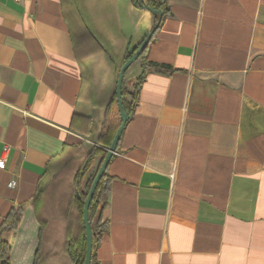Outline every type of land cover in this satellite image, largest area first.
Returning <instances> with one entry per match:
<instances>
[{"label":"crops","instance_id":"obj_1","mask_svg":"<svg viewBox=\"0 0 264 264\" xmlns=\"http://www.w3.org/2000/svg\"><path fill=\"white\" fill-rule=\"evenodd\" d=\"M167 5L90 264H264V0ZM153 21L131 0H0V225L22 207L2 234L10 264H33L41 229L40 264H72L74 177L111 142L117 66ZM140 73L137 59L128 89Z\"/></svg>","mask_w":264,"mask_h":264},{"label":"trees","instance_id":"obj_2","mask_svg":"<svg viewBox=\"0 0 264 264\" xmlns=\"http://www.w3.org/2000/svg\"><path fill=\"white\" fill-rule=\"evenodd\" d=\"M131 1L136 7H139L142 9L151 8L155 10H160L162 12V17L165 16L168 12L167 0H142L141 4H139L138 0H131ZM153 20H154L153 27L151 28V30H153L154 28L156 29L158 28L159 24L161 23L162 18L158 22V17L153 15ZM137 47H135L131 52H129L126 55L125 60L117 66V69H116L117 76H118V71L121 65L133 55ZM145 49L140 53L138 57V59L141 62V73L136 78L134 84L132 85V91L129 92L126 89L124 80L122 84V89H121L122 106H123V110L129 113V115L132 114L134 110L135 104L137 102L138 86L140 85L144 77V74H145V54H144ZM110 105L112 109L116 110V112L119 114L118 107H117V101H116V92L114 93L111 99ZM109 116H110V110L107 111L105 123L108 122ZM119 124H120V117L118 116V120L116 124L114 125V130H113L114 134ZM110 143L108 144V146L110 145ZM96 155H100L101 161H102V159L106 155V150H102L98 147H94L90 152H88L82 164L78 168L75 174V177H74V181H73V192H74L73 204L77 212L79 233L76 237H73L71 235L67 236V238L65 239L64 247H63L64 252L69 256L72 264H83L84 263L85 250H86V239H85V229H84L83 222H82L83 202H84V199L86 198L87 192L90 188L91 182L95 174H93L88 179L83 191L81 190L80 186H81V181L84 175L86 174V172L88 171L91 165L93 157ZM106 183H107V174L105 172L102 178L100 179V182L97 185V188L94 192V195L92 197V200L88 208V219L91 225V232H92V242H93L92 248L106 227V223L102 222V219H101L102 209L106 201L105 200V195L107 191ZM39 192L40 190H37V193L33 197L32 203L36 201V199L39 197ZM19 207H20V210L13 208L0 225V264H10L9 263V247L7 243L2 239V234L6 231L14 229L18 225L20 221V217H21V211H22V207L21 206ZM41 240H42V229L39 230V233H38V248L36 249V252L34 254L33 264H40V258H41V253H42V250L40 247ZM92 259H93V253H92L91 260Z\"/></svg>","mask_w":264,"mask_h":264},{"label":"water","instance_id":"obj_3","mask_svg":"<svg viewBox=\"0 0 264 264\" xmlns=\"http://www.w3.org/2000/svg\"><path fill=\"white\" fill-rule=\"evenodd\" d=\"M139 4L142 3V0H138ZM149 12H151L154 16L158 17V22L162 18V12L160 10H155L151 8H147ZM156 28L153 30H150L145 38L141 41L133 55L128 58L120 67L118 71L117 81H116V101H117V107L119 111V117H120V124L118 128L115 131V134L111 140L110 145L106 149V155L102 159L100 165L98 166V169L95 173V176L91 182L90 188L87 192L86 198L83 202V214H82V222L85 229V239H86V250H85V258L83 264H90L91 263V257H92V232H91V225L88 219V208L90 205V202L92 200V197L94 195V192L97 188L98 183L100 182V179L102 178L103 174L106 171V168L113 156V154L116 151L119 139L121 137L122 130L129 119V113L125 112L123 110L122 106V100H121V89L123 84V78L125 72L128 70V68L138 59L140 53L147 47L148 43L151 40V37L153 35V32Z\"/></svg>","mask_w":264,"mask_h":264},{"label":"built area","instance_id":"obj_4","mask_svg":"<svg viewBox=\"0 0 264 264\" xmlns=\"http://www.w3.org/2000/svg\"><path fill=\"white\" fill-rule=\"evenodd\" d=\"M0 167H4V160L3 159H0ZM16 184V181L15 180H11L9 183H8V186L9 187H14Z\"/></svg>","mask_w":264,"mask_h":264},{"label":"rangeland","instance_id":"obj_5","mask_svg":"<svg viewBox=\"0 0 264 264\" xmlns=\"http://www.w3.org/2000/svg\"><path fill=\"white\" fill-rule=\"evenodd\" d=\"M128 83H131V82H128V81H125V87H126V89L129 91V92H131L132 91V88L131 89H128L127 87H128ZM17 227V226H16Z\"/></svg>","mask_w":264,"mask_h":264}]
</instances>
